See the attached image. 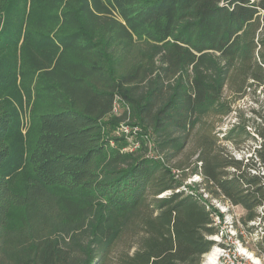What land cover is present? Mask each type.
<instances>
[{
	"label": "trees",
	"instance_id": "trees-1",
	"mask_svg": "<svg viewBox=\"0 0 264 264\" xmlns=\"http://www.w3.org/2000/svg\"><path fill=\"white\" fill-rule=\"evenodd\" d=\"M263 83L264 0H0V264H201L211 198L264 205V115L211 121Z\"/></svg>",
	"mask_w": 264,
	"mask_h": 264
},
{
	"label": "built area",
	"instance_id": "built-area-1",
	"mask_svg": "<svg viewBox=\"0 0 264 264\" xmlns=\"http://www.w3.org/2000/svg\"><path fill=\"white\" fill-rule=\"evenodd\" d=\"M120 105L128 108L127 105H122L117 100L114 103L112 113H116ZM140 131V128L136 126L121 123L116 129V134H126L124 137L129 144L128 147L136 150L139 147L136 137ZM257 167L259 173L263 174L264 171L260 162L257 163ZM224 205L226 211L229 208L237 209L239 207L232 205L228 200ZM241 209L243 210V208ZM241 215V213L234 214V216L225 214L222 219L218 215L213 217V225L216 222V224H222V227L219 226V230L217 226V233L209 237L216 245L211 248L215 250L213 260L208 263L202 262L203 264H264V255L258 245V242L264 237V205L257 209V215L251 220H246L245 216L243 219Z\"/></svg>",
	"mask_w": 264,
	"mask_h": 264
},
{
	"label": "rangeland",
	"instance_id": "rangeland-1",
	"mask_svg": "<svg viewBox=\"0 0 264 264\" xmlns=\"http://www.w3.org/2000/svg\"><path fill=\"white\" fill-rule=\"evenodd\" d=\"M238 110H241L242 111L241 113L247 119L257 118L256 123L259 122V119H258L259 117L256 116V114H254L252 112L255 111V112L259 113L260 115H264V83L261 87H259L257 89L254 96L248 95L245 98L237 99L236 101H234L232 104V112L230 113V115L223 117L222 119H219V117L211 118L212 123H214L216 126L214 129V133H218L220 135L221 132H224L226 129H228L231 126V124L236 120L235 118L237 116L236 114L238 113ZM113 114L121 117V121H120L119 125L121 123L127 125L130 121L131 110L129 109V107L126 108V106L120 105L119 110ZM124 122H126V123H124ZM140 130L141 131L139 133L140 134L143 133L142 129H140ZM123 134L117 135L116 130H115L116 136L125 138L126 134H124V135ZM260 142H261L260 138L257 137L255 141H253V140L246 141L245 143L240 145L239 148L234 144L226 143V142H222V141H221V146L226 148V150L229 152V154L231 156H233L236 159H243L245 162L246 161L245 158L250 156V154L252 153V149L258 147L260 145ZM148 148H149L148 151L152 152L150 144H149ZM122 151L123 152H132L135 150H132V149H130V147H127V148H124ZM191 151H192V149L190 148V146H188L186 152L190 153ZM184 159H185V156L177 157L174 162H178V161L184 160ZM193 160H194V158H191L190 162H192ZM254 160H255L256 166H257L258 162L256 159H254ZM199 181H200V178L196 175H193L190 178H188V180L186 182L187 183H189V182L198 183ZM205 197L209 198L207 195H205ZM226 200L227 199H225L224 197H220L219 199L211 198V204L214 205V207L218 210L219 214H217V215L219 216V218L222 219V217L225 214H231L234 216V214L238 215V213H241L242 214L241 216L244 219L245 212L244 213L242 212L243 210L241 209V207H237V209L236 208H229L228 211H226V209H225L226 206L224 205ZM214 216H216V215H213V217ZM213 217H212V221H213ZM214 226L216 228L218 226V228H219V226L222 227V224H216V222H215ZM218 228H217V231H218ZM219 230H220V228H219ZM213 246H216V245H213ZM214 251H215L214 248L210 249V251L206 255L203 256L201 263L202 262L208 263L210 261L209 260L210 255H212V260H213Z\"/></svg>",
	"mask_w": 264,
	"mask_h": 264
},
{
	"label": "bare ground",
	"instance_id": "bare-ground-1",
	"mask_svg": "<svg viewBox=\"0 0 264 264\" xmlns=\"http://www.w3.org/2000/svg\"><path fill=\"white\" fill-rule=\"evenodd\" d=\"M209 260H210V261L212 260V255L209 256Z\"/></svg>",
	"mask_w": 264,
	"mask_h": 264
}]
</instances>
